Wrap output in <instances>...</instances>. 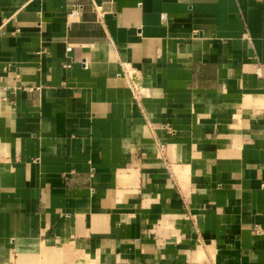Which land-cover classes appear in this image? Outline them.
I'll return each instance as SVG.
<instances>
[{
	"label": "crops",
	"instance_id": "crops-1",
	"mask_svg": "<svg viewBox=\"0 0 264 264\" xmlns=\"http://www.w3.org/2000/svg\"><path fill=\"white\" fill-rule=\"evenodd\" d=\"M0 264H264V0H0Z\"/></svg>",
	"mask_w": 264,
	"mask_h": 264
},
{
	"label": "built area",
	"instance_id": "built-area-1",
	"mask_svg": "<svg viewBox=\"0 0 264 264\" xmlns=\"http://www.w3.org/2000/svg\"><path fill=\"white\" fill-rule=\"evenodd\" d=\"M79 11H80V6L79 5H76L75 7H73L69 12H68V15H67V19H68V23L71 22V20H73L75 17H77V15L79 14ZM262 230L261 228H257V231H260Z\"/></svg>",
	"mask_w": 264,
	"mask_h": 264
}]
</instances>
